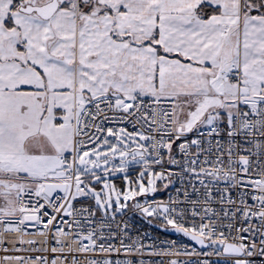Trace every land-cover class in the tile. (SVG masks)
Instances as JSON below:
<instances>
[{
  "label": "snow or ice",
  "instance_id": "obj_1",
  "mask_svg": "<svg viewBox=\"0 0 264 264\" xmlns=\"http://www.w3.org/2000/svg\"><path fill=\"white\" fill-rule=\"evenodd\" d=\"M0 264H264V0H0Z\"/></svg>",
  "mask_w": 264,
  "mask_h": 264
},
{
  "label": "built area",
  "instance_id": "obj_2",
  "mask_svg": "<svg viewBox=\"0 0 264 264\" xmlns=\"http://www.w3.org/2000/svg\"><path fill=\"white\" fill-rule=\"evenodd\" d=\"M137 222L138 223H141L142 225H143V228H142V230H145V231H147L148 230V228L149 229H151L147 224H146V222L145 221H142L141 219H140V217L137 215ZM153 230V229H152ZM152 233H154V234H160V236H161V239H164V238H166V236H168V235H166V234H163V233H161V232H153V231H151ZM168 238H172V239H175L176 237L175 236H168Z\"/></svg>",
  "mask_w": 264,
  "mask_h": 264
},
{
  "label": "water",
  "instance_id": "obj_3",
  "mask_svg": "<svg viewBox=\"0 0 264 264\" xmlns=\"http://www.w3.org/2000/svg\"><path fill=\"white\" fill-rule=\"evenodd\" d=\"M146 224H147V222H146ZM148 225V224H147ZM150 228H152L153 230H155V231H157V232H161V233H163V234H166V233H164L163 232V230H161V229H159L158 227H156L155 225H148ZM166 235H168V234H166ZM170 236H175V234L173 233V234H171ZM176 237V236H175Z\"/></svg>",
  "mask_w": 264,
  "mask_h": 264
},
{
  "label": "trees",
  "instance_id": "obj_4",
  "mask_svg": "<svg viewBox=\"0 0 264 264\" xmlns=\"http://www.w3.org/2000/svg\"><path fill=\"white\" fill-rule=\"evenodd\" d=\"M148 230L153 231V232H156V231H154V230H152V229H149V228H148Z\"/></svg>",
  "mask_w": 264,
  "mask_h": 264
}]
</instances>
